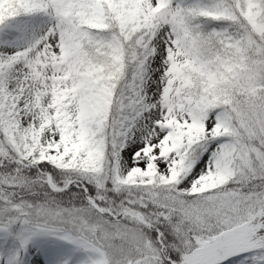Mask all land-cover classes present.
Here are the masks:
<instances>
[{
  "label": "snow or ice",
  "instance_id": "obj_1",
  "mask_svg": "<svg viewBox=\"0 0 264 264\" xmlns=\"http://www.w3.org/2000/svg\"><path fill=\"white\" fill-rule=\"evenodd\" d=\"M0 264H264V0H0Z\"/></svg>",
  "mask_w": 264,
  "mask_h": 264
}]
</instances>
